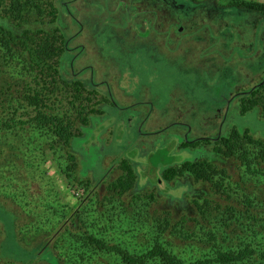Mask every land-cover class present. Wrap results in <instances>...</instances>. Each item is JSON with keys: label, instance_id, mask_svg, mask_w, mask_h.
Segmentation results:
<instances>
[{"label": "rangeland", "instance_id": "rangeland-1", "mask_svg": "<svg viewBox=\"0 0 264 264\" xmlns=\"http://www.w3.org/2000/svg\"><path fill=\"white\" fill-rule=\"evenodd\" d=\"M14 1L25 6L30 22H49L46 25L74 40L71 46H86L74 64L77 76L92 77L95 88L101 94L109 92L115 105L97 104L105 113L94 114L90 127L75 140L74 170L69 168L72 162L65 148L51 142L47 133L42 136L21 124L0 129V223L4 227L0 225V264L30 263L1 255L20 248L18 230L26 251L52 239L57 258L47 263L39 253L40 260L33 264H126L118 255L83 247L76 239L81 231L78 225L133 254L144 253L160 240L189 264H214L211 259L218 250L247 244L264 249V175L255 160L259 148L246 146L251 165L241 159L242 150L220 163L221 156L215 159L213 151L217 136L235 129L264 139V17H250L231 7L264 2L217 0L227 6L225 14L212 8L193 16L190 0H174L166 4L172 9L171 23L159 21L157 28L150 23L154 17L150 21L138 15L155 10L159 17L160 0H142L131 7V0H69L67 8L65 0H57L58 5L54 0ZM37 6L48 13L39 15ZM180 12L198 25L178 22L175 16ZM56 16L57 22H50ZM251 41L254 47L248 52ZM256 86L260 88L245 96ZM3 98L0 122L9 121L14 109L19 114L27 108L16 98ZM228 100L235 102L227 105ZM202 158H214L225 171L215 177L222 187L197 183L192 177L167 185L165 168ZM122 159L135 163L142 188H148L149 181L159 182L158 188L166 194L160 207L142 200L128 204L126 198L123 202L107 193L106 179H114L115 165ZM206 198L210 202L205 216L197 217L195 200ZM167 204L175 208L170 209L173 225L179 224L161 232L159 223L168 217ZM77 214L82 222L75 221L66 231ZM240 264L264 262L257 256Z\"/></svg>", "mask_w": 264, "mask_h": 264}, {"label": "trees", "instance_id": "trees-1", "mask_svg": "<svg viewBox=\"0 0 264 264\" xmlns=\"http://www.w3.org/2000/svg\"><path fill=\"white\" fill-rule=\"evenodd\" d=\"M160 2L162 3L160 4L161 17H165L164 19L161 18V23L164 24L167 21L166 18L170 17L166 13L165 8H171L166 6L167 1L160 0ZM190 3L192 4L191 10L193 9L194 12L204 8H213V10L217 9L224 11V14L226 13L225 9L227 6L219 5L217 0L200 2L190 0ZM133 5H130V7ZM179 6L183 7V4ZM231 7L252 14L250 17H264V10H262L264 5L262 4H254L252 7L249 4L242 6L236 4ZM37 8L39 15L48 11L47 8L43 10L40 6H37ZM137 9H140V7ZM25 11L24 5L15 2L13 5L8 4V7L0 14V97H4L3 101L6 98H16L27 106L19 114V109H14L12 112L13 116H11L12 118L9 121L0 122V129L3 126L6 130L13 129L16 128L14 125L21 124L23 126L29 125L32 131L38 132L42 136L48 134L51 142H56V144L65 148L68 154V161L72 162L69 168L74 170L77 167V154L73 151L75 140L90 127L93 117L95 118L94 114L98 115L102 111L104 112V110H100L97 107L98 103L108 101L109 104L115 105V102L109 92L103 90L105 93L101 94L100 90L96 89L97 85L94 84L93 78L84 79L80 75L77 76L78 73L74 69V64L77 61L76 52H74L75 48L69 44V38L63 35L57 27L51 28L46 25L49 22L44 24L41 22L37 23V21L30 22L26 18L27 14ZM56 11L57 9H55L54 13L57 15ZM183 14L180 12L175 16L181 24V20L185 22L189 20L188 16H183ZM57 18L56 16L50 22H57ZM188 23L186 25H190ZM193 25L196 26L198 24L194 23ZM107 105L105 104L104 106L106 107ZM20 106L22 107V104ZM217 137L213 144V151L216 153L215 159L218 154L221 156L217 158L219 163L224 158L235 157L236 153L242 150L241 159L251 165L252 162L246 146L253 145L259 148L255 155V160L261 168L259 174L264 175V139L255 137L249 131L241 132L236 129L227 135H218ZM204 142L208 143L209 141ZM183 143L185 146L190 147L188 145L189 142L184 141ZM52 150H55V147H52ZM218 162L214 158L185 161L180 166L165 168L163 170V178L167 185L183 177H192L197 183H203L210 187L212 184L222 187V182H215L216 175L225 173L224 170L218 167ZM115 166L116 174L114 179L107 180L105 178L108 194L113 197H119L123 202L126 198L125 202L128 204L136 203L140 200L148 204H154L157 207L163 204L166 194L158 188L159 182L149 181L150 185H148V188H142L140 172H138L134 162L122 159ZM114 167L107 171L106 177L114 171L112 170ZM101 182L102 180L95 183V186ZM86 185L89 186L90 181L87 180ZM209 202V198L204 199L202 202L195 200L194 205L197 208V217L205 216L204 212ZM166 209L169 210V213L166 212L168 217L166 216L163 222L159 220L161 232L179 224L176 222L173 225L172 222L174 217L171 216V211L172 209L175 210V208L167 204ZM77 220L82 222L79 214L75 216L71 225H68L65 230L68 231ZM192 220L198 221L197 218ZM78 227L77 229H81V231L76 235V239L82 242L83 247L98 253L118 255L122 257V261L126 264H147V262L153 260H160L163 264H189L171 252L160 240H156L151 246H148L144 253L133 254L120 244L110 243L81 228V226L80 228ZM20 231H17V241L20 248L15 250L16 252L7 254L15 262L26 263L30 261L29 264H33L40 260L38 258L40 254L44 255L46 260H49L47 263H50V259L57 258L52 239L42 240L29 247L32 248V251H26L25 247L28 246L23 244L20 238ZM2 248L3 244L1 245ZM33 250H35L34 253ZM257 256L264 262V249L258 251L250 244H247L237 249L218 250L211 262L214 264H240ZM201 263L197 261L191 264Z\"/></svg>", "mask_w": 264, "mask_h": 264}, {"label": "flooded vegetation", "instance_id": "flooded-vegetation-1", "mask_svg": "<svg viewBox=\"0 0 264 264\" xmlns=\"http://www.w3.org/2000/svg\"><path fill=\"white\" fill-rule=\"evenodd\" d=\"M73 1H76V0H71V2H73ZM141 1L142 0H131V2H133L134 3V5L135 4H139V3H141ZM165 1H167L169 4L170 3H174V0H165ZM15 3V1L14 0H6V1H4V0H0V13L2 12L3 13V11L6 9V7H5V5L6 4H11V5H13ZM54 3L56 4V5H58L59 4V1H57V0H54ZM65 3H67V6H66V8L69 6V4H70V1L69 0H65ZM121 3V2H120ZM62 4L63 3H60V6H61V8L63 9V7L64 6H62ZM66 8L64 7V11L66 12ZM207 10H210L209 8H204L203 9V12H207ZM160 11H161V9H160ZM165 11H166V13L168 14V15H171V13H172V9H165ZM168 11V12H167ZM201 11V10H200ZM196 12V11H195ZM195 12L193 13V16L195 15ZM69 13V12H68ZM68 13H65V14H68ZM156 14H157V12L154 10H145L144 11V13L142 12H140L139 13V17L141 18V17H145V15H146V17H148V19H150L151 17H154L153 19H152V21L150 22V23H152L153 24V26L154 27H157V28H159L160 27V25H158L159 23V21L161 22V14H160V16L159 17H156ZM192 16V17H193ZM73 17V16H72ZM74 19L73 20H75L76 18L75 17H73ZM171 20H172V17L170 16L169 18H168V20L166 21V24H167V22L169 21V23H171ZM188 20V19H187ZM76 21H77V19H76ZM145 21V20H144ZM157 21V22H156ZM78 22V21H77ZM188 22H191V20L189 19L188 21H187V23ZM185 24H186V22H185ZM194 23H192V25H193ZM163 25V24H162ZM255 27H254V29L256 28V24L254 25ZM170 27H172V26H170ZM176 27H177V24H176ZM173 29V31L176 33V34H178L177 32H176V28H172ZM141 30H145V28H141ZM91 31V30H90ZM253 36V35H252ZM264 37V36H263ZM77 38H78V36H77ZM77 38H74V39H76L77 40ZM195 38H197V37H195ZM264 39V38H263ZM69 40V44L71 45L73 42H74V40L73 39H71V38H69L68 39ZM171 41H173V42H175L172 38L170 39ZM200 41H201V43H202V40H201V38H200ZM262 41H264V40H262ZM253 41H251L249 44H248V46H247V50H248V52L252 49V47H254L253 45H254V43H252ZM187 45V44H186ZM186 45H185V47H186ZM85 47L86 46H84V45H81V44H79L78 46H76V47H74L75 49H76V59H78V58H80V56H82V53H84V50H85ZM264 47V46H263ZM82 50V51H81ZM262 54L264 55V48H263V50H262ZM92 78V77H91ZM262 86V85H261ZM263 86H264V84H263ZM260 88V86H256L255 87V90H253L252 92H249V93H247V94H245V96L246 95H248V94H251V93H254L256 90H258ZM235 101H232V100H228V102H227V105H229V104H233ZM240 104H242L241 102H239V104L237 103V105H240ZM230 105V106H231ZM243 105V104H242ZM186 135H187V133H186ZM186 135H185V137H186Z\"/></svg>", "mask_w": 264, "mask_h": 264}, {"label": "crops", "instance_id": "crops-1", "mask_svg": "<svg viewBox=\"0 0 264 264\" xmlns=\"http://www.w3.org/2000/svg\"><path fill=\"white\" fill-rule=\"evenodd\" d=\"M255 1H259V2H264V0H255ZM17 221V220H16ZM0 225L2 226V223H0ZM17 227V226H16ZM2 228H4L3 226H2ZM1 255H3V256H9L10 257V255H6V254H3V253H1Z\"/></svg>", "mask_w": 264, "mask_h": 264}]
</instances>
